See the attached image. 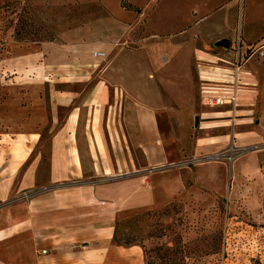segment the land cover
Wrapping results in <instances>:
<instances>
[{
    "label": "crops",
    "instance_id": "0c3cea01",
    "mask_svg": "<svg viewBox=\"0 0 264 264\" xmlns=\"http://www.w3.org/2000/svg\"><path fill=\"white\" fill-rule=\"evenodd\" d=\"M209 4L194 35L164 44L158 68L147 51L156 38H138L121 22L110 40L9 46L0 264H146L141 247L115 244L123 213L211 203L223 192L256 212L264 200V30L252 35L264 28V0ZM224 8L234 10L235 29L239 18L246 26L245 40L224 32ZM225 40L232 49L220 47Z\"/></svg>",
    "mask_w": 264,
    "mask_h": 264
},
{
    "label": "rangeland",
    "instance_id": "374dc122",
    "mask_svg": "<svg viewBox=\"0 0 264 264\" xmlns=\"http://www.w3.org/2000/svg\"><path fill=\"white\" fill-rule=\"evenodd\" d=\"M5 1L12 10H19L20 16L9 14L11 26L4 29L6 35L0 40V107L5 98L3 86L12 79L2 60L12 44L83 43L98 36L107 39L106 35L120 28L116 22H121L128 29L133 27L138 38H156L147 45V51L155 54L158 68L169 38L183 40L194 35L195 23L204 13L201 5L208 1L213 7L221 0ZM220 12L226 35L232 41L245 40L247 28L240 18L234 28V10L224 8ZM263 30L255 26L252 36L260 37ZM233 45L229 43L228 48ZM2 134L0 125V139ZM47 141L45 137L44 143ZM136 158L144 165L140 152H136ZM227 195L213 194L211 203L205 199L195 204L174 202L161 210L123 213L118 219L115 244L121 245L120 240L135 243L143 249L146 264H264V200L250 215L242 202L229 203Z\"/></svg>",
    "mask_w": 264,
    "mask_h": 264
},
{
    "label": "trees",
    "instance_id": "16d2710c",
    "mask_svg": "<svg viewBox=\"0 0 264 264\" xmlns=\"http://www.w3.org/2000/svg\"><path fill=\"white\" fill-rule=\"evenodd\" d=\"M9 14L10 15H15V16H20L19 10L14 8V10L11 9V6L6 3L5 0H0V40L3 39L6 35V32H4V29H8V27L11 26L9 19ZM17 31V26L15 29V32ZM21 35L20 32H18V36ZM24 45V44H20ZM116 239V238H115ZM121 245L124 247H133V246H138L135 243H132L130 240L123 241L120 240Z\"/></svg>",
    "mask_w": 264,
    "mask_h": 264
},
{
    "label": "built area",
    "instance_id": "2783aa9c",
    "mask_svg": "<svg viewBox=\"0 0 264 264\" xmlns=\"http://www.w3.org/2000/svg\"><path fill=\"white\" fill-rule=\"evenodd\" d=\"M259 56L262 57L264 55V53L262 51L258 52ZM95 56H103L102 53H95ZM44 254H46V252H44Z\"/></svg>",
    "mask_w": 264,
    "mask_h": 264
},
{
    "label": "water",
    "instance_id": "95a60500",
    "mask_svg": "<svg viewBox=\"0 0 264 264\" xmlns=\"http://www.w3.org/2000/svg\"><path fill=\"white\" fill-rule=\"evenodd\" d=\"M228 44H229L228 41H223V42H221L219 45H220V47H225V48L228 49Z\"/></svg>",
    "mask_w": 264,
    "mask_h": 264
}]
</instances>
